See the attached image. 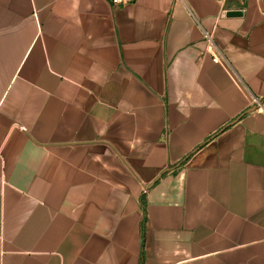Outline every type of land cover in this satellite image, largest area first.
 I'll use <instances>...</instances> for the list:
<instances>
[{"label": "crops", "instance_id": "obj_1", "mask_svg": "<svg viewBox=\"0 0 264 264\" xmlns=\"http://www.w3.org/2000/svg\"><path fill=\"white\" fill-rule=\"evenodd\" d=\"M0 264H264V4L0 0Z\"/></svg>", "mask_w": 264, "mask_h": 264}, {"label": "built area", "instance_id": "obj_2", "mask_svg": "<svg viewBox=\"0 0 264 264\" xmlns=\"http://www.w3.org/2000/svg\"><path fill=\"white\" fill-rule=\"evenodd\" d=\"M135 0H111V3L114 5H118L125 2H134ZM260 3L264 4V0H257ZM203 39L205 41V52L210 54L212 57V61L214 63L220 64L225 68H230L228 61L220 54L219 49L217 48L213 36L210 32H203Z\"/></svg>", "mask_w": 264, "mask_h": 264}]
</instances>
